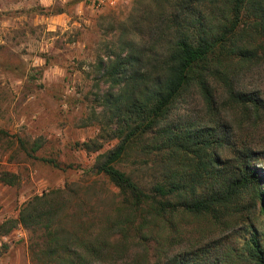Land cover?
<instances>
[{
  "label": "trees",
  "instance_id": "obj_1",
  "mask_svg": "<svg viewBox=\"0 0 264 264\" xmlns=\"http://www.w3.org/2000/svg\"><path fill=\"white\" fill-rule=\"evenodd\" d=\"M134 5L96 62L107 112L100 133L116 142L87 171L118 189L119 207L68 228L53 220L65 193L57 188L1 226L36 235L34 264H264V175L255 166H264L255 86L264 78V0ZM131 152L150 171L144 183L119 167Z\"/></svg>",
  "mask_w": 264,
  "mask_h": 264
},
{
  "label": "rangeland",
  "instance_id": "obj_2",
  "mask_svg": "<svg viewBox=\"0 0 264 264\" xmlns=\"http://www.w3.org/2000/svg\"><path fill=\"white\" fill-rule=\"evenodd\" d=\"M134 7V0H0V128L8 133L0 138V175L14 182L0 180V264H34L29 246L36 235L1 225L36 195L65 187L53 220L68 228L119 207L118 189L87 171L116 142L100 133L107 112L98 104L104 84L96 62ZM255 86L264 95V78ZM257 134L264 140V123ZM137 161L131 152L119 167L144 183L150 171ZM255 166L264 175V166Z\"/></svg>",
  "mask_w": 264,
  "mask_h": 264
}]
</instances>
